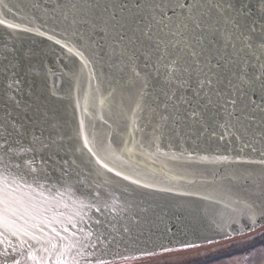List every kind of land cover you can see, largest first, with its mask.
I'll return each mask as SVG.
<instances>
[{
  "label": "water",
  "instance_id": "water-1",
  "mask_svg": "<svg viewBox=\"0 0 264 264\" xmlns=\"http://www.w3.org/2000/svg\"><path fill=\"white\" fill-rule=\"evenodd\" d=\"M106 2L0 3V19L19 25H0V123L10 128L24 106L29 114L40 106L54 114L65 148L46 175L16 169L19 158L6 160L7 168L0 163L2 264H102L222 239L264 221V112L245 109L246 133L225 134L211 108L206 130L193 123L181 99L195 100L190 53L199 45L181 26L180 10L157 9L151 39L137 33L135 43H117L111 32L79 22L101 23L100 9L77 16L72 8ZM117 2L131 7L133 0ZM172 61L183 87L166 82ZM13 73L19 92L7 87Z\"/></svg>",
  "mask_w": 264,
  "mask_h": 264
},
{
  "label": "snow or ice",
  "instance_id": "snow-or-ice-1",
  "mask_svg": "<svg viewBox=\"0 0 264 264\" xmlns=\"http://www.w3.org/2000/svg\"><path fill=\"white\" fill-rule=\"evenodd\" d=\"M4 7L7 8V5ZM72 8L77 16H87L89 12L100 9L97 20L101 23L89 19H81L79 22L90 26L92 31L99 28L106 37L111 32L117 43L125 40L135 43L139 39L137 33L151 39L155 11L160 9L163 15L164 8L174 14L179 9L182 13L181 26L191 31V38L199 45V52L193 49L190 53L197 58V87L193 91L195 100L188 97L181 99V103L191 105V111L186 118L206 130L205 113L211 108L214 110V122L225 134L232 135V129L245 133L248 131L250 125L245 126L242 122L245 109L251 106L253 111L259 109L264 112V0H168L166 4L163 0L159 3L156 0H133L131 7L128 3L107 0L103 5L92 4L87 11L76 4ZM0 25L9 29L19 27L4 19H0ZM129 32L131 36L127 35ZM176 64L177 61H172L165 65L168 70L166 82L171 84L175 80L183 87L186 81H181L177 75L180 70ZM20 84L21 81L13 73L12 82L7 87L19 92ZM221 85L224 87L221 88ZM252 97H258L260 102L257 103ZM8 99L17 108H21V102L14 95ZM241 99L245 103L238 107ZM202 100L204 103L199 108L196 107ZM30 107L26 105L21 109L25 115L20 117L19 123L11 121L10 128L7 123H0V163L7 168L6 160L19 158L22 163L13 165L16 169L27 168L33 173L46 175L49 161L58 163L57 156L65 150L64 136L58 130V121L54 119V114L50 115L40 106L29 114ZM221 115L223 123L220 122ZM162 119L167 120V117ZM37 128L40 129L39 134ZM80 129L77 136L83 135V122ZM224 138V134L219 137L221 140ZM26 139L27 143H24ZM89 143L87 137H84V147ZM63 163L67 164L68 161ZM252 222L255 223V220Z\"/></svg>",
  "mask_w": 264,
  "mask_h": 264
},
{
  "label": "flooded vegetation",
  "instance_id": "flooded-vegetation-1",
  "mask_svg": "<svg viewBox=\"0 0 264 264\" xmlns=\"http://www.w3.org/2000/svg\"><path fill=\"white\" fill-rule=\"evenodd\" d=\"M233 259L242 260L241 264H264V221L222 239L102 264H232Z\"/></svg>",
  "mask_w": 264,
  "mask_h": 264
},
{
  "label": "rangeland",
  "instance_id": "rangeland-1",
  "mask_svg": "<svg viewBox=\"0 0 264 264\" xmlns=\"http://www.w3.org/2000/svg\"><path fill=\"white\" fill-rule=\"evenodd\" d=\"M148 260L153 261V260H156V259H148ZM234 260H235V259L230 260L232 264H235V263H237V264H241V262H242V260H238L237 262H233ZM147 264H148V263H147ZM151 264H156V263H151ZM159 264H160V262H159Z\"/></svg>",
  "mask_w": 264,
  "mask_h": 264
}]
</instances>
